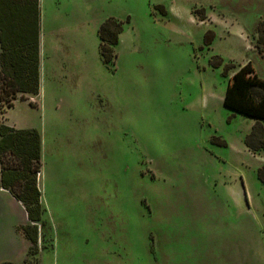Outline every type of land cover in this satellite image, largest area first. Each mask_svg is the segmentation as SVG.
<instances>
[{
  "label": "rangeland",
  "instance_id": "374dc122",
  "mask_svg": "<svg viewBox=\"0 0 264 264\" xmlns=\"http://www.w3.org/2000/svg\"><path fill=\"white\" fill-rule=\"evenodd\" d=\"M40 10V94L20 95L1 120L41 135L39 264H264V149L246 144L256 122L224 106L243 66L264 80V0ZM110 19L122 31L106 62ZM8 202L0 264H21L27 252L9 258L27 244L28 217Z\"/></svg>",
  "mask_w": 264,
  "mask_h": 264
},
{
  "label": "trees",
  "instance_id": "16d2710c",
  "mask_svg": "<svg viewBox=\"0 0 264 264\" xmlns=\"http://www.w3.org/2000/svg\"><path fill=\"white\" fill-rule=\"evenodd\" d=\"M40 15V0H0V188L22 204L28 217V225L19 228L29 243L27 259L21 264H39L36 256L39 230L43 229L38 178L42 171V139L35 129H16L1 120L20 95L37 97L40 94ZM121 31V25L114 19L104 23L99 31L106 62L116 58L110 46L117 44ZM217 64L222 65L223 60L219 59ZM234 68L232 64L226 65L225 74ZM224 106L256 122L246 144L253 153L261 152L264 149V80L250 63L233 74ZM258 179L264 186V166L258 171ZM117 207L125 211L126 202L121 199Z\"/></svg>",
  "mask_w": 264,
  "mask_h": 264
},
{
  "label": "crops",
  "instance_id": "0c3cea01",
  "mask_svg": "<svg viewBox=\"0 0 264 264\" xmlns=\"http://www.w3.org/2000/svg\"><path fill=\"white\" fill-rule=\"evenodd\" d=\"M39 96V95H38ZM6 198L8 199V203L9 204H13V206L15 207V208H17V210H22V209H24V207L22 206V204L21 203H19L16 199H14V197L8 192V191H6V190H4V189H2V188H0V203H1V200L2 199H4V200H6ZM21 207V208H20ZM3 211V208H1V206H0V213ZM27 214H26V212H25V216H26ZM27 217V216H26ZM24 239H25V241L27 242V244L25 243V247H23V249L21 250V251H19V253L18 254H20L19 256H17V258L16 257H10L9 258V260H13V261H17V260H19L24 254H26V252L28 251V248H29V243H28V241L26 240V238L24 237Z\"/></svg>",
  "mask_w": 264,
  "mask_h": 264
}]
</instances>
